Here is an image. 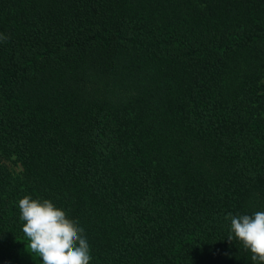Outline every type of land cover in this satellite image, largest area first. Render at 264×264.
<instances>
[{
	"label": "trees",
	"instance_id": "1",
	"mask_svg": "<svg viewBox=\"0 0 264 264\" xmlns=\"http://www.w3.org/2000/svg\"><path fill=\"white\" fill-rule=\"evenodd\" d=\"M25 194L90 264H257L227 237L264 209V0H0V264H39Z\"/></svg>",
	"mask_w": 264,
	"mask_h": 264
},
{
	"label": "clouds",
	"instance_id": "2",
	"mask_svg": "<svg viewBox=\"0 0 264 264\" xmlns=\"http://www.w3.org/2000/svg\"><path fill=\"white\" fill-rule=\"evenodd\" d=\"M17 206L27 247L39 264H90L91 248L84 227L69 219L51 199L25 194ZM227 238L241 241L252 261L264 264V209L230 214Z\"/></svg>",
	"mask_w": 264,
	"mask_h": 264
},
{
	"label": "rangeland",
	"instance_id": "3",
	"mask_svg": "<svg viewBox=\"0 0 264 264\" xmlns=\"http://www.w3.org/2000/svg\"><path fill=\"white\" fill-rule=\"evenodd\" d=\"M5 161L9 164L14 172H19L21 170L20 165L15 163L14 159H6Z\"/></svg>",
	"mask_w": 264,
	"mask_h": 264
}]
</instances>
